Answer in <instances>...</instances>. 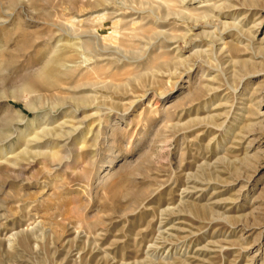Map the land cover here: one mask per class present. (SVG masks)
Masks as SVG:
<instances>
[{
  "label": "rangeland",
  "instance_id": "374dc122",
  "mask_svg": "<svg viewBox=\"0 0 264 264\" xmlns=\"http://www.w3.org/2000/svg\"><path fill=\"white\" fill-rule=\"evenodd\" d=\"M10 149L0 264H264V0H0Z\"/></svg>",
  "mask_w": 264,
  "mask_h": 264
},
{
  "label": "bare ground",
  "instance_id": "6f19581e",
  "mask_svg": "<svg viewBox=\"0 0 264 264\" xmlns=\"http://www.w3.org/2000/svg\"><path fill=\"white\" fill-rule=\"evenodd\" d=\"M182 3V2H181ZM215 3V1L212 3V4H214ZM210 4V3H209ZM216 4L217 3H215V6H213V8L214 7H216ZM204 5V4H203ZM206 5V4H205ZM201 6V5H200ZM206 6H209V5H206ZM202 7V6H201ZM59 48V47H58ZM57 48V46L56 47H54V51H53V56H51L52 58L47 62L46 61V63L43 65V67H41V68H39L38 70H36V72L34 73L33 72V74L32 75H30L26 80H24L23 82H22V84L19 86V88H18V92L17 93H23L24 95H28V94H30V93H33V92H37V91H41V90H43V91H46V90H50V89H52V88H54V87H56L57 86V84L58 83H61V80L62 79H64L63 77H67V75H65L66 74V72H63V68H64V64H63V62H64V58L62 57V52L59 50ZM62 50V49H61ZM52 53V52H51ZM65 54V53H64ZM64 56V55H63ZM65 69V68H64ZM67 71V70H66ZM68 73V72H67ZM66 79V78H65ZM63 81V80H62ZM80 83V82H79ZM61 85H63V84H60V86ZM58 87V86H57ZM59 88V87H58ZM15 92H13L12 93V96L11 97H15V95H18V94H14ZM15 99V98H14ZM33 112V111H32ZM19 113V112H18ZM44 115V114H43ZM65 115V114H64ZM42 116V115H41ZM61 117V119H63V118H65V116H60ZM44 117L42 116V117H40V118H35V119H32V120H29L28 121V124H27V126H26V128H25V130L24 131H22V133H21V136H23V137H27V136H29V135H31V134H33L34 132V130H33V126H34V124L37 122V121H39L40 119L42 120ZM49 120V119H48ZM44 121V120H43ZM43 121H42V123H43ZM51 123H53V122H49L48 124H51ZM64 123V122H63ZM41 124V123H40ZM47 124V125H48ZM39 125V124H38ZM60 127H62V126H60ZM35 128H36V125H35ZM63 128H64V126H63ZM64 130V129H63ZM36 131V130H35ZM62 131V129L61 128H56V129H52V130H49L48 132H55V134L56 133H59L60 134V132ZM45 132V131H44ZM90 132V131H89ZM23 134V135H22ZM34 137L35 138H33V142H34V144H35V142L39 139V136L37 135V134H35L34 135ZM79 142H80V140H79ZM25 142H23V144H24ZM81 143V142H80ZM41 145V144H40ZM45 145H46V142H45ZM81 145V144H80ZM34 147H36V148H38L39 147V144L38 145H36V146H34ZM46 147H47V145H46ZM30 148H32V147H30ZM47 148H49V150L52 152V159H54V158H56L57 157V155H58V153H59V147L58 146H56V145H52L51 147H47ZM13 149V148H12ZM7 154H13V151H11V149H10V151L8 152V153H6V151H5V153H2V155L0 156V160L1 159H4L5 158V155H7ZM5 160V159H4ZM7 161V160H6ZM9 162H11V164L12 165H18V160L16 159V160H14V161H9Z\"/></svg>",
  "mask_w": 264,
  "mask_h": 264
}]
</instances>
